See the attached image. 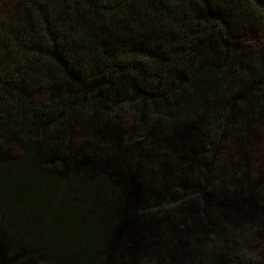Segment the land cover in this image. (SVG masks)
Returning a JSON list of instances; mask_svg holds the SVG:
<instances>
[{
    "label": "trees",
    "instance_id": "obj_1",
    "mask_svg": "<svg viewBox=\"0 0 264 264\" xmlns=\"http://www.w3.org/2000/svg\"><path fill=\"white\" fill-rule=\"evenodd\" d=\"M0 264H264V0H0Z\"/></svg>",
    "mask_w": 264,
    "mask_h": 264
}]
</instances>
